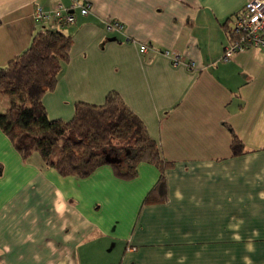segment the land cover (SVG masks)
<instances>
[{"label":"crops","instance_id":"obj_1","mask_svg":"<svg viewBox=\"0 0 264 264\" xmlns=\"http://www.w3.org/2000/svg\"><path fill=\"white\" fill-rule=\"evenodd\" d=\"M83 1L90 13L60 29L72 46L42 98L48 117L116 91L165 167L61 176L37 154L23 160L0 128V264H264V50L220 60L227 18L247 0ZM35 3L70 0H0V66L45 26Z\"/></svg>","mask_w":264,"mask_h":264},{"label":"trees","instance_id":"obj_2","mask_svg":"<svg viewBox=\"0 0 264 264\" xmlns=\"http://www.w3.org/2000/svg\"><path fill=\"white\" fill-rule=\"evenodd\" d=\"M60 29L40 27L21 54L0 66V95L21 99L0 111V128L22 159L37 154L44 166L61 176L87 177L110 164L119 176L128 178L142 161L163 170L156 142L116 91L108 92L101 105L76 102L69 120L48 117L42 98L55 88L72 46L71 37ZM230 147L233 155L242 151L233 131ZM107 156L122 161L108 163Z\"/></svg>","mask_w":264,"mask_h":264},{"label":"built area","instance_id":"obj_3","mask_svg":"<svg viewBox=\"0 0 264 264\" xmlns=\"http://www.w3.org/2000/svg\"><path fill=\"white\" fill-rule=\"evenodd\" d=\"M90 8V4L83 0H70L69 6L59 3L52 9H44L35 3L31 15L35 22L49 24L52 28H63L75 22L74 11L78 10L79 14L87 15L91 11ZM105 27L117 33H123L124 28L117 20L105 22ZM227 28V43L220 57L221 61H227L236 53L247 49L264 50V0H247L229 15ZM148 49L147 44L139 45L140 53H145ZM164 53L174 64L179 62L178 53L169 50H164Z\"/></svg>","mask_w":264,"mask_h":264},{"label":"rangeland","instance_id":"obj_4","mask_svg":"<svg viewBox=\"0 0 264 264\" xmlns=\"http://www.w3.org/2000/svg\"><path fill=\"white\" fill-rule=\"evenodd\" d=\"M50 27V26H49ZM13 100V101H12ZM20 97L16 96L15 98L12 97V96H9V95H4V96H1L0 95V111H2V109L4 108V104H10L12 102H15V101H20Z\"/></svg>","mask_w":264,"mask_h":264},{"label":"water","instance_id":"obj_5","mask_svg":"<svg viewBox=\"0 0 264 264\" xmlns=\"http://www.w3.org/2000/svg\"><path fill=\"white\" fill-rule=\"evenodd\" d=\"M108 163H114V162H121L122 160L121 159H117L116 157H110V156H107L106 159H105Z\"/></svg>","mask_w":264,"mask_h":264}]
</instances>
